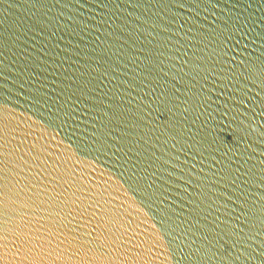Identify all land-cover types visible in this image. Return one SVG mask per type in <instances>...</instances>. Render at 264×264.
<instances>
[{
  "label": "water",
  "instance_id": "water-1",
  "mask_svg": "<svg viewBox=\"0 0 264 264\" xmlns=\"http://www.w3.org/2000/svg\"><path fill=\"white\" fill-rule=\"evenodd\" d=\"M0 264H264V0H0Z\"/></svg>",
  "mask_w": 264,
  "mask_h": 264
}]
</instances>
